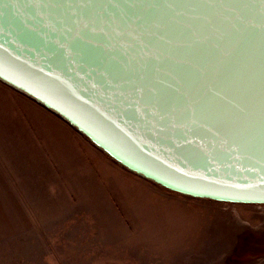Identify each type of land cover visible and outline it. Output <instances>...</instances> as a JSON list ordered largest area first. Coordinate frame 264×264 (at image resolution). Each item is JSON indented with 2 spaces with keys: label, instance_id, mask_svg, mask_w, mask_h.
I'll use <instances>...</instances> for the list:
<instances>
[{
  "label": "water",
  "instance_id": "95a60500",
  "mask_svg": "<svg viewBox=\"0 0 264 264\" xmlns=\"http://www.w3.org/2000/svg\"><path fill=\"white\" fill-rule=\"evenodd\" d=\"M0 80L160 187L264 204V0H0Z\"/></svg>",
  "mask_w": 264,
  "mask_h": 264
},
{
  "label": "rangeland",
  "instance_id": "374dc122",
  "mask_svg": "<svg viewBox=\"0 0 264 264\" xmlns=\"http://www.w3.org/2000/svg\"><path fill=\"white\" fill-rule=\"evenodd\" d=\"M3 126L27 159L0 165V264H264V204L161 188L0 80Z\"/></svg>",
  "mask_w": 264,
  "mask_h": 264
},
{
  "label": "crops",
  "instance_id": "0c3cea01",
  "mask_svg": "<svg viewBox=\"0 0 264 264\" xmlns=\"http://www.w3.org/2000/svg\"><path fill=\"white\" fill-rule=\"evenodd\" d=\"M18 134H22V132H19ZM2 137L6 138V142L3 146H0L4 148L3 151H0V165H7L4 160H6L8 163H15V165L16 162H20L21 165H24L23 161H25L27 157L25 158V154H23L25 150L18 147L23 146L20 141V135L15 134L13 128L3 126L0 127V138ZM15 158H18V160ZM246 257L252 256L247 255Z\"/></svg>",
  "mask_w": 264,
  "mask_h": 264
}]
</instances>
